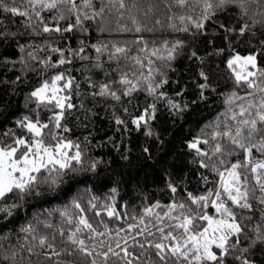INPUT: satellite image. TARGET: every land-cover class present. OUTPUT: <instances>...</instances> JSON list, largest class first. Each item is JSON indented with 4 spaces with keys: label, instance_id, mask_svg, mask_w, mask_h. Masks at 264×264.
<instances>
[{
    "label": "trees",
    "instance_id": "obj_1",
    "mask_svg": "<svg viewBox=\"0 0 264 264\" xmlns=\"http://www.w3.org/2000/svg\"><path fill=\"white\" fill-rule=\"evenodd\" d=\"M74 2L90 16L101 8L104 11L88 20L81 16L84 31L77 27L70 33H44V24L55 27L61 12L66 16L58 21L61 27L75 23L76 15L67 11L71 4L34 10L27 0H16L14 5L12 0H5L26 11L27 16H12L0 8V31L17 33L6 41L0 40V141L11 144L15 137L31 139V134L18 126V121L28 116L48 123L60 138L79 144L83 153V164L77 165L80 170L66 175L59 187L42 186L33 191L7 220L0 214V244L3 245L0 264H127L128 259L133 264H166L159 260L151 246L160 242L157 228L179 234L182 230L169 227L176 223L170 217L196 208L188 194L207 195L210 189L218 187L219 176L211 167H201V161L211 164L224 159L228 166L244 161L240 149L231 145L227 138L212 139V133L217 130L218 123L219 131L224 130V123L236 126V122L229 119L233 113L227 111L225 104V98L231 93L246 97L245 106L248 101L258 105L260 97L264 96L246 84L238 86L235 73L227 63L236 54L255 55L257 66L253 79L264 87V77L260 76L264 70V27L254 25V21L262 18L260 12L264 9L258 3L245 2L243 9L237 4H225L215 11L212 19L204 22L203 29L197 30L192 21L179 19L180 16L194 19L199 16L202 5L195 0H189L185 7L177 6L174 0H125V8L119 7L118 0H92L91 8H83V0ZM36 11L40 12L39 17ZM132 17L137 24L132 23ZM245 23L252 27L241 34L240 27ZM137 26L145 30L136 32ZM149 28L152 31L146 30ZM181 28H188V31H179ZM141 37L142 41L136 43ZM177 42L182 44L174 52V58L168 60V49ZM20 45L24 46L23 51ZM93 45L101 47L102 51L97 53ZM81 47L84 50L79 52ZM116 47L125 48L126 52L109 59ZM53 48L63 50L64 58L71 62L52 67L61 59L60 52L52 51ZM142 48L144 51H140ZM152 50H159L157 56L151 55ZM131 58H139L141 63L136 64ZM97 63L102 64V68H95ZM121 70L138 84L127 96L123 93L131 85L118 82ZM59 73H64L65 79H73V86L61 94L68 95L74 106L64 109L62 127L55 129L52 118L60 109L38 107L30 93ZM149 81L159 84L152 94L147 90ZM104 84L117 92L120 99L110 94L101 95ZM253 91L254 97L247 95ZM169 101L179 105V110L173 109ZM240 103L236 101L234 112L239 113ZM255 110L251 109L253 113ZM141 115H145L146 122L134 124L133 120ZM250 118L248 114L237 115V120ZM42 131L47 133L48 129ZM197 138L208 141L198 144L207 155H199L196 149L188 147ZM216 144H221L226 152L232 151V155H213ZM260 159L261 154L254 149L253 162ZM94 161L97 164L92 169ZM240 171L244 174L243 169ZM247 174L250 184L254 185L250 170ZM170 185L176 188L175 193ZM260 195L257 191L256 196ZM73 201L81 204L83 212L73 206ZM12 202L11 199L0 201V206ZM181 203L186 205L185 209L176 208L170 216L164 215L169 212V205ZM251 203L252 211L242 212L252 217V220L243 221L240 247L244 248L255 238V228L264 229L261 220L264 205L256 199ZM154 205L159 207L153 208ZM109 208L114 209L116 215L109 217ZM148 208H152V212L146 215ZM207 211L214 215L211 207ZM236 211L241 212L240 209ZM61 212L66 215L62 216ZM81 216L92 224L94 231L79 223ZM45 223L52 227H44ZM29 225L36 228L35 235L45 236L53 247L42 248L38 239H32L33 233L21 232ZM144 229L147 230L140 234ZM73 234L74 238L84 240L83 246L71 243L69 237ZM29 247H33L32 253L28 252ZM81 247L85 251H80ZM125 247L132 256L124 257L121 249ZM14 250H18V254L13 260ZM53 250L59 256L48 259ZM239 254L235 252L232 256ZM244 255L252 264H264V244L249 248ZM232 256L226 258V264H240Z\"/></svg>",
    "mask_w": 264,
    "mask_h": 264
},
{
    "label": "snow or ice",
    "instance_id": "obj_2",
    "mask_svg": "<svg viewBox=\"0 0 264 264\" xmlns=\"http://www.w3.org/2000/svg\"><path fill=\"white\" fill-rule=\"evenodd\" d=\"M16 0H12L14 5ZM112 2V0H110ZM189 0H174V3L179 7H185ZM196 4L202 5V11L197 18L192 16H180L179 19L184 21L193 22V27L197 30L203 29L205 21L212 19L215 11L221 8L225 4H237L243 9L245 2L258 3L264 9V0H195ZM27 3L32 6L35 10L37 7L45 9H57L58 5L71 4V8H68L69 13L76 15L75 23H68L67 27H61L59 25V20L66 19L63 12L60 13L57 18V23L55 27H49L47 24L43 26L44 33L57 32V33H70L77 27H80L82 31L83 21L92 19L95 16H99L104 9L101 8L99 12H93L92 15H88L84 12L82 8H78L74 0H27ZM119 7L125 8V0H118ZM92 0H83V8H91ZM0 8L3 11L11 13L12 16H27L26 11H21L20 8L16 6L9 5L5 3V0H0ZM247 10L244 9V14ZM36 16H40V12H35ZM262 17L259 20L254 21L255 24L264 27V10L260 12ZM132 23L137 24L135 17H132ZM156 23H160L156 21ZM175 29V25H172ZM252 26L245 23L240 27V33L244 34L249 31ZM128 30V29H125ZM143 29L140 26L135 28L136 32H140ZM147 31H152V29H146ZM179 31L187 32L188 28L178 29ZM17 33H9L7 31H0V40L6 41L9 36H16ZM136 41L140 43L142 41ZM182 42H177V44L172 45L168 49L167 59L172 60L174 58V52L178 47H180ZM96 52L102 51L101 47L93 45ZM106 47V46H105ZM24 46L20 45L21 51H23ZM84 49L81 47L79 52ZM52 51L60 52L61 59L53 63L52 67H57L65 63H70L71 60L65 59L63 55V50L59 48H53ZM71 51V50H70ZM144 51V49H140ZM159 50H152L151 55L157 56ZM125 48L116 47L115 53L110 55L109 59L115 58V54L125 53ZM31 56L32 54L29 53ZM72 55H78V52H72ZM33 59H36L34 56ZM164 59V57H159ZM81 59H87V57H81ZM135 60L136 64H140L139 58H131ZM238 62H242L241 71L235 72V78L237 85L246 84L249 89L256 90L264 93V87L256 83L253 79L256 73L249 70V68H256V56L248 55L246 57H240L239 55L228 60V67L233 68ZM42 63H47V61H42ZM149 64L152 63L151 60L148 61ZM28 67L27 65L25 66ZM95 68H102V64L97 63L94 65ZM115 71V70H114ZM152 74V70L149 71V77ZM143 75V73H142ZM260 76L264 77V70L260 72ZM19 79V78H18ZM148 78L146 77V80ZM61 81H64L61 84ZM122 85H131L124 91V95H130L138 87V84L133 83L128 79V73L121 70L120 79L118 81ZM73 86V79H65L64 73H59L51 77L50 80H45L44 83L36 88L30 93V98L35 101L38 107L43 106L49 108L53 106L56 109H60L59 112L54 113V127L55 129H60L61 119L64 114V109L73 108V104L70 101L68 95H61L65 90L70 89ZM156 87L159 84L153 85L150 81L148 82V92L152 94L155 92ZM101 95L110 94L115 99H120L119 95L115 91H111L107 84L101 86ZM163 96V93L160 94ZM248 96H255V92H249ZM246 97L237 96L235 92L231 93L225 98V104L228 106L227 111L232 112V116L229 117L232 121L236 122V126L233 128L231 125L224 123V130L219 131V123L216 125L217 130L212 133V139L219 137L227 138L231 145L235 148L240 149L244 154V161H237L231 163L230 166L227 165V161L220 159L218 162H213L211 164L201 161L200 166L203 168H209L216 172L219 176L218 187L215 189H210L207 195L193 196L191 193L188 194V199L193 205L196 206L195 209L188 208L187 213L181 212L179 216L170 217L175 220L176 223L169 225L170 228L176 230H182L177 234L175 231L169 230L165 231V228L158 227L157 231L160 235V242H156L151 245L156 250V256L160 261L166 262V264H226V258L232 256L233 253L239 252V255L232 256L233 259L239 261L240 264H252L244 254L249 252V248L255 247L258 244H264V229L261 227L255 228V238L249 240L248 248L240 247L241 237L244 234L243 221L245 219L252 220L251 216L242 215L243 210L252 211L253 199L258 200V202L264 205V96H261L259 103L254 104L252 101L247 102L245 106L244 101ZM236 101H241L238 105L239 113L234 112L233 106ZM173 109L179 110L180 106L177 104H172L169 101ZM255 108L253 113L251 109ZM51 110V109H49ZM147 112V110H146ZM248 114L250 119H240L237 120V115L240 117ZM223 115H226L223 114ZM151 118L150 116L148 117ZM141 121H145V115L139 116L137 119L133 120L134 124L139 125ZM117 123L121 121L117 120ZM18 126L26 129L28 133L31 134V139H26L24 137H15L11 144L4 143L0 141V201L12 200L11 204H3L0 206V214L4 215V219L7 220L14 214V210L22 206V201L25 200L33 191L38 190L42 186H46L50 189L59 187V182L69 173L75 174L80 169L77 165L83 164V153L80 150V145L74 143L70 140H65L59 137L55 133L48 123H41L39 119L32 120L28 116H25L22 120L18 121ZM211 126V125H209ZM48 129L45 133L42 130ZM67 131V129H65ZM6 136H11V133H5ZM53 141L55 143H53ZM207 143V140L201 141L197 138L194 142L189 143L188 147L191 149H196L199 155H207V153L202 152L198 148V144ZM74 151H70L73 150ZM256 150L261 154L262 159L253 162V150ZM232 155V151H225L221 144H216L213 149V155ZM211 159V158H210ZM97 162L91 164V168H96ZM221 166L223 170H221ZM241 169L244 170V174L241 173ZM250 170L251 179L255 181V184H250V177L247 174ZM205 182L207 178L205 177ZM173 193L176 192V188L171 186ZM259 191L262 195L256 196V192ZM37 195L39 192L37 191ZM214 197V198H213ZM231 205V206H229ZM73 206L77 209H83L81 204L73 201ZM95 207V205H93ZM154 207H159V205H154ZM169 212L165 213V216H170V212L174 211L176 208L185 209L186 205L181 204H171L168 206ZM211 207L214 209V215H210L207 209ZM236 209H240L241 212H237ZM152 208L145 209V214H150ZM62 216L66 215V212L60 213ZM100 213L97 212V215ZM109 217L116 215L115 210L109 208ZM163 220V217H157ZM264 221V216L261 217ZM199 221L205 223L201 224ZM71 222V221H69ZM39 223V221H38ZM79 223L83 225L85 229L94 231L92 224L88 222L83 216L80 217ZM143 223V219H141ZM44 227L50 228L52 225L45 223ZM133 226H130V228ZM144 229L140 234H143ZM80 231V229H77ZM21 232L33 233L32 239L35 241L38 239L39 245L44 248L47 247L51 249L53 246L47 242L45 236H37L36 228L29 225L26 228H22ZM152 233L149 232V235ZM100 235H103L102 233ZM73 234V237H69L71 243L84 245V240H78ZM7 240V237H4ZM169 241L170 243H165ZM126 243V242H125ZM23 248V245L19 246ZM117 247H120L119 243ZM143 247V245H140ZM3 251V245L0 244V252ZM80 251H85L83 247ZM112 249L109 248V252ZM121 251L124 253V257L132 256L127 250V247L122 248ZM28 252H33V247L28 248ZM18 254V250H14L11 253V258L14 260L15 256ZM90 254V253H88ZM117 255L116 253H113ZM107 253H105V256ZM52 256H59V253L55 250L52 251L48 259ZM7 258V257H5ZM127 264H133L131 259L127 260Z\"/></svg>",
    "mask_w": 264,
    "mask_h": 264
},
{
    "label": "rangeland",
    "instance_id": "obj_3",
    "mask_svg": "<svg viewBox=\"0 0 264 264\" xmlns=\"http://www.w3.org/2000/svg\"><path fill=\"white\" fill-rule=\"evenodd\" d=\"M237 55H238V54L232 56V58L235 57V56H237ZM239 56L243 58V57H246V56H248V55H244V56L239 55ZM232 58H231V59H232ZM241 64H242V62H238L237 65H234V68H235V71L233 70L234 73H235V72H240V71H241V66H240ZM232 69H233V68H232ZM249 70H251V71L254 72L255 68H249ZM40 86H41V85H40ZM40 86H39V87H40ZM39 87H36V88H39ZM36 88H35V89H36ZM35 89H34V90H35ZM34 90H33V91H34ZM61 95H62V94H61ZM70 151H74V150H70ZM213 198H214V197H213Z\"/></svg>",
    "mask_w": 264,
    "mask_h": 264
}]
</instances>
